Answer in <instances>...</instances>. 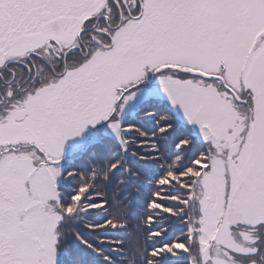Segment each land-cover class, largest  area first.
<instances>
[{"label":"snow or ice","instance_id":"snow-or-ice-1","mask_svg":"<svg viewBox=\"0 0 264 264\" xmlns=\"http://www.w3.org/2000/svg\"><path fill=\"white\" fill-rule=\"evenodd\" d=\"M0 264H264V0H0Z\"/></svg>","mask_w":264,"mask_h":264}]
</instances>
